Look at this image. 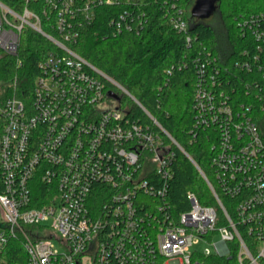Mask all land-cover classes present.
<instances>
[{
	"label": "built area",
	"instance_id": "2783aa9c",
	"mask_svg": "<svg viewBox=\"0 0 264 264\" xmlns=\"http://www.w3.org/2000/svg\"><path fill=\"white\" fill-rule=\"evenodd\" d=\"M43 1L40 11L32 0L21 8L0 1L4 55L18 53L27 25L53 43L30 99L19 96L16 79L0 103V255L18 240L26 254L19 264H264V11L239 23L249 38L234 66L247 74L193 57L194 125L211 129L214 175L229 204L207 179L217 204L190 192V209L175 213L166 196L173 145L183 148L155 118L168 140L131 118L108 85L130 92L74 48L97 7L124 0ZM182 12L170 22L190 44ZM111 23L115 33L139 32L144 14L125 10ZM202 240L213 248L193 249Z\"/></svg>",
	"mask_w": 264,
	"mask_h": 264
},
{
	"label": "trees",
	"instance_id": "16d2710c",
	"mask_svg": "<svg viewBox=\"0 0 264 264\" xmlns=\"http://www.w3.org/2000/svg\"><path fill=\"white\" fill-rule=\"evenodd\" d=\"M11 8H21L24 0H0ZM196 0H137L123 1L116 5L96 8V18L82 32L75 50L125 87L140 104L129 96H120V104L126 106L129 116L142 124L157 120L180 146L173 145L176 156L172 162V176L168 183L166 198L175 213L190 209L188 194L195 193L201 204L216 205V197L209 185L212 183L223 203L229 200L220 192L212 166L211 129L196 128L193 111L194 90L198 82V68L193 63L195 55L206 57L223 68V73L247 74L234 66L241 51L247 46L248 34L243 35L239 23L245 18L264 11V0H216L215 11L223 25V36L213 24L192 16ZM31 8L40 11L43 0L30 2ZM183 10L189 21L191 43L186 34L177 32L170 17ZM125 10L144 14V26L139 31L114 32V17ZM43 27H47L45 19ZM53 47L46 36L31 26H24L16 55H4L0 50V103L13 94L17 79L18 94L30 99L40 74V61ZM209 53L211 55H209ZM187 61L186 66L180 64ZM110 82L108 88L117 90ZM153 117V118H152ZM163 133V132H162ZM164 134V133H163ZM168 140L169 137L164 134ZM208 179V180H207ZM42 186L41 182L37 186ZM160 199L143 195L142 201L156 202ZM26 254L20 241L11 240L0 255L9 264L24 263Z\"/></svg>",
	"mask_w": 264,
	"mask_h": 264
},
{
	"label": "rangeland",
	"instance_id": "374dc122",
	"mask_svg": "<svg viewBox=\"0 0 264 264\" xmlns=\"http://www.w3.org/2000/svg\"><path fill=\"white\" fill-rule=\"evenodd\" d=\"M205 21H207L209 24L211 23V24H213L214 25V27L217 29V32L219 33V35H221V36H223V33H224V30L222 29L223 28V25H222V22H221V20L219 19V14H218V12L217 11H214L213 12V14L211 15V16H209L208 18H206L205 19ZM113 86H115V85H113ZM116 87V89L117 90H115L118 94H119V96H129V97H131V95H129V94H126L125 92H124V90L123 89H121L120 87H118V86H115ZM133 98L131 97V100H132ZM133 102H135L134 100H132V103ZM112 103L113 104H115L116 102L115 101H113L112 100ZM136 103V102H135ZM126 107V106H125ZM220 211V210H219ZM221 212V211H220ZM223 221H222V219H220L219 220V222H218V225L220 226V225H222L223 223H222ZM217 238L219 237V235L217 234V236H216ZM58 243V242H57ZM208 247H211V248H213V245L209 242V241H206V240H202L199 244H197V245H195L194 247H193V249H199L200 251H203V250H205L206 248H208ZM91 264H93V263H91Z\"/></svg>",
	"mask_w": 264,
	"mask_h": 264
},
{
	"label": "water",
	"instance_id": "95a60500",
	"mask_svg": "<svg viewBox=\"0 0 264 264\" xmlns=\"http://www.w3.org/2000/svg\"><path fill=\"white\" fill-rule=\"evenodd\" d=\"M216 9V0H196L192 7V16L200 19H206L213 14ZM110 95L118 97L114 91Z\"/></svg>",
	"mask_w": 264,
	"mask_h": 264
}]
</instances>
